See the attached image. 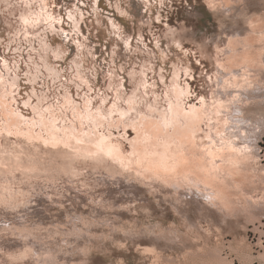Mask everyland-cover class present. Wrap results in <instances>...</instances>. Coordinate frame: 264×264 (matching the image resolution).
Returning a JSON list of instances; mask_svg holds the SVG:
<instances>
[{
    "label": "rangeland",
    "instance_id": "obj_1",
    "mask_svg": "<svg viewBox=\"0 0 264 264\" xmlns=\"http://www.w3.org/2000/svg\"><path fill=\"white\" fill-rule=\"evenodd\" d=\"M118 2L121 6L120 10L116 7ZM11 3V6L15 3L17 5L21 3L22 7L25 5L23 0H12ZM75 3L83 10L81 32L80 35L74 31L67 33L69 36H76L79 41H85L92 49V55L83 53L87 54L85 58L82 56L84 64L90 56L99 59L95 67L98 72L96 80L93 72L91 73L96 89L98 87L102 88L101 90L105 89L104 78L106 83L109 80L107 72L110 66L118 70L123 65L125 72L129 69V65L140 70L142 61L151 55L150 63L154 64L155 72L147 70V84L151 86V83L157 82L156 90L161 93L163 85L158 81L157 72L160 68H157V64L163 68L166 79H169L172 63L176 62L172 57L183 51L184 60L192 66V72L197 75V84L201 86L198 91L193 90V86L188 87L191 96L186 100V104L199 100H193L192 96L200 97L205 94L209 100L212 98L210 75L214 72L211 57L215 54V42L228 33H239L240 38L244 36L242 38L244 40L250 33L257 35L258 31L256 33L253 30L255 28L259 30L260 26L264 25V0H192V6L196 9L195 25L189 22L192 6L188 5V0H148L147 2L98 0L95 9L92 5L93 0H48L49 8L55 12L59 11L64 19L61 26L55 24L56 30H60L59 33L56 31L46 33L50 43L55 39L57 46L60 45V41L65 39L60 34L61 28L63 30L73 28L70 26L71 20L66 12L70 10L71 4ZM16 14L12 15L4 3L0 6V54L2 56L5 54L8 58L18 55L27 57L28 52L32 51L31 55L36 56L26 41L20 50H13L15 43L12 45L13 48L5 49L4 44L13 35L8 30L11 23L18 24L16 19L19 15ZM111 18L121 26V30L116 29L120 34L133 36L128 48L123 44L119 34L111 30ZM37 29L35 28L33 34L28 37H34V33L38 32ZM171 31H174L176 39L180 40L183 47L178 48L175 41H172ZM140 33L142 39L137 38ZM24 34L22 31L21 37H24ZM252 35L246 39L249 40ZM34 42L36 43L34 48H38L37 41L33 40ZM67 42L65 40V43ZM157 43L161 44V47L157 48ZM256 44L263 55L264 40L256 41ZM113 49L116 52H113ZM203 50L207 53L206 56L202 55ZM69 51L71 52V49ZM188 53L192 54V60H199L200 64L193 66L188 60ZM112 55L115 57V62L111 61ZM262 60L264 65V59ZM18 65L19 69L23 67L20 62ZM262 67L258 70L260 75L255 72L260 78L254 74L258 79L255 78L253 83L245 86L244 92L250 96L249 103L236 105L234 108L236 112L233 109L232 120H236L231 121V125L241 130L239 131L241 138L247 134L250 125L259 128L261 113L264 112V66ZM18 71L19 98L15 96L16 100L11 105L12 108L16 107L15 112L18 109L25 117H29V107L25 108L22 101L27 96L31 84L29 81L27 84L21 83L24 75L22 70ZM118 74L124 79L127 91L132 84L128 82L123 72ZM42 81L44 82L39 79L35 84L38 92L41 91ZM10 97L8 96L9 103H11ZM32 102H35V98ZM236 124L238 127L235 126ZM114 134L117 135V130H114ZM127 134V138H130L135 135V131L129 127ZM117 136L120 139L124 138L121 134ZM17 140L14 138L12 142ZM6 142V137L0 138L3 148ZM248 143L251 146L249 149L254 148L256 153L261 152L258 141L249 140ZM124 144L130 147L125 140ZM59 152V155H71L70 152ZM249 158L251 157H247L245 162ZM251 159L260 160L261 157L257 155ZM5 161H8L7 165ZM183 161L188 162L189 165V157L183 158ZM3 162L5 164V166H2L3 163L1 165L4 168L1 169L3 173L0 170V203L8 201L18 211L23 209L22 214L13 217V223L9 224L7 230L0 223V235H8L16 245L8 249V256H16L24 251L28 246L25 237L31 239L33 236H38L46 241L48 237L64 238L65 221L72 216L80 218L79 221L73 219L72 231L78 232V236L75 238L68 236L67 244L85 250L82 257L83 264H264V170L259 167H251L245 163V173L249 175L243 173L244 170L242 173L234 172L233 177L229 176L228 169H223L217 182L222 181L224 185L226 183V191L230 190L229 196L222 198L213 189L207 190L205 195L189 188L187 184L176 186L158 178L137 176L133 169L121 167L109 160L97 163L84 162L87 164V170L79 167L75 174L69 172L60 163L56 161L52 163L49 159L35 169L18 171L14 169L10 160ZM23 174L27 175L23 176ZM227 174L229 175L226 176ZM61 179L81 189V195H84L83 190L87 189L91 208L79 211L73 208L71 213L65 210L62 218L61 210H64V206L56 207L54 203H47L51 195L50 183L55 187V182ZM2 184H5L4 187ZM93 191L98 194L93 196L91 194ZM208 195L214 197L215 201L220 199L217 201V206L213 207L209 203ZM121 196H123L122 203L115 204L113 200H120ZM106 197L107 204H105ZM75 198L79 202V197ZM220 203L223 207H220L222 205ZM4 222H7V218H4ZM60 247H66L63 239L59 247H51L50 251L53 255H57ZM4 261L5 256L0 255V264H4Z\"/></svg>",
    "mask_w": 264,
    "mask_h": 264
},
{
    "label": "bare ground",
    "instance_id": "obj_2",
    "mask_svg": "<svg viewBox=\"0 0 264 264\" xmlns=\"http://www.w3.org/2000/svg\"><path fill=\"white\" fill-rule=\"evenodd\" d=\"M23 1L25 3L24 7L20 6L21 3L19 5L15 3L11 6L12 0H0V6L4 3L12 15L16 13L19 15V18L16 19L18 24L14 25L11 23L8 30L9 32H12L13 35L8 38L9 40L4 45L5 49H10L13 48L12 45L15 43L16 46L13 50L17 51L20 50L24 41H26L36 55H31V61H26L28 64L27 71L30 73L27 80L31 84V88L27 92L26 98L29 104V110L31 111L34 108L36 111L29 117H25L18 109L17 112H15L16 107L12 108L11 104H13V101L16 100L13 92L15 91L17 93L20 85L18 71L19 60L17 59L16 65L9 63L8 68L11 69V72L5 69L3 63H0V74H2L0 75V133L6 134L8 131L21 132L24 136H27V142L31 143L33 147L31 150L25 149L24 144L21 143L23 136L17 138V141L12 142L11 146H9L8 142H6L5 148H3L0 144V170H3L4 168L2 166H5V164L7 165L8 163V161H5L4 164V160H10L14 169L18 171L35 169L45 160L49 159L52 163L55 161L60 163L62 166L66 167L69 172L75 174L79 170L77 165L84 163V161L77 158V153L70 152L71 155L63 156L59 155L60 152L54 149L45 150L41 146L42 140L50 138L51 129L53 127V119H58L61 121V124H63V117L60 114L61 106L54 105L51 102L49 104H45L44 106L42 101H44L47 97L43 92H38L37 88H35V84L39 82V79L44 80L42 83L48 84V80L45 78L48 75L46 66L51 64L49 57L50 52L54 51V49L48 41L46 33L53 31L59 33L60 30H56L55 28L56 21L59 22L57 26H61V21L63 22L64 19L59 11L55 12V10H51V8H49L48 0ZM143 1L147 2L148 0ZM97 4L98 0H93L92 5L94 9L97 7ZM116 7L119 10L121 9L119 2ZM66 14L68 17L71 16L70 26H73V28H71V30H63V28H61V32L74 31L79 34V32H81L83 10L75 3L71 4L70 10H68ZM26 21L27 23H25ZM8 23H10V21ZM110 24L111 30L114 31V33L119 34L123 44H125L126 48H128L130 40L133 36L130 34H126L125 36L120 34V31L116 29L121 30V26H118L113 18H111ZM39 26H43V28L40 29ZM35 28H38V32L34 33V37H28L30 34H33ZM250 29L252 30V28ZM22 31L25 33L24 37H21ZM257 31V35L253 33L252 35L250 33L252 36L249 40H247V37L250 35L246 36L243 40L242 38L244 36L240 38L241 35L239 36V33H228L224 38H220L215 42V54L211 57L214 65V72L210 75V81L212 82V98L210 100L207 95L202 94L200 97L203 98V102L199 99L197 102L186 104V100L191 96V94H188L191 93L188 88L185 89V95L179 96L178 90L181 88V71L180 65L177 62L172 63L169 79H166V74L164 72L163 76L160 75V69L159 72H157L159 80L164 81L162 84V92L166 94L164 98H161L162 92L158 93L156 90L155 86L157 85V82H153L150 84L151 86H149L147 84V76L144 78L143 83L147 85L145 91L150 90L149 95L158 98L152 105L154 111L151 113L148 112L147 108L140 111L141 105L137 103V113L134 114L132 118H129L127 115L128 106H121L124 99V92L126 91L125 86L122 85L123 91L118 94L112 93L117 97V104L113 109V112L119 115L115 116V114H113L107 121L104 122L105 126L109 127L112 136V139L107 143L110 146H114L119 149V152L114 158L105 156L98 160H90L87 162L97 163L109 160L121 167L135 169L136 172H142V175L145 177L158 178L166 183L176 186L187 184L189 185V188L196 189L204 194L207 190L213 189L215 190V193L220 195L222 198L229 196L230 189L228 192L226 191V183L224 182V185L222 181L217 182V179L220 177L221 171L225 168L228 169L230 174H227L226 176H232L234 172L242 173L246 169L245 159H247L249 155L244 151V148H251V146L248 142H246L244 146L241 145V135L236 136L234 134V127H232L231 121L234 120H232V115L235 111L234 108L236 105H246L249 103L250 96L244 92L245 86L253 83V80L257 78L256 76L259 77L260 74L258 73V70H261V68H263L262 66H264L262 60L264 59V54L262 55L260 47L256 44V41L264 40V25H261L259 30H256V28L253 30V32L256 33ZM171 33L172 34L170 35L172 41H175L176 45L183 47L180 40L176 39L174 31H171ZM137 38L142 39V34L140 33ZM33 40L37 41L36 47L38 48H34L36 43H33ZM171 43L173 44V42ZM45 45H47V47H45ZM91 50L92 49L85 43V41H80V48L74 56L80 57L81 62L83 63L82 56L85 58V56L87 57V54L92 55L93 52ZM31 52H28L27 56L31 54ZM84 52H87V54H83ZM114 52H116V50ZM41 54H43V60H41ZM202 55L206 56L207 53L203 50ZM2 57L4 59H8V56L5 57V54H3ZM111 58V61L115 62L114 55H112ZM150 61L151 55L142 61L140 64V70L136 69L135 66L130 68L133 76L136 77L132 83L139 85L140 74L147 73V70H153L155 68L154 64L151 65ZM41 65H44V67ZM122 66L123 65H121L120 68ZM184 70L189 73H192L193 71L192 66L189 63L184 65ZM127 71H129V69H127ZM255 72L259 75H256L257 73L255 74ZM97 74L98 72L95 68L93 71L95 80ZM107 74L109 80L105 83L104 78L103 84H105V86H103V88L105 89L101 90L102 88L99 87L97 89L98 93L101 94L104 99L109 98L108 89L116 86V77L118 75L117 70L111 68V66L108 69ZM9 76H11L12 79H9ZM173 76L176 77L175 84H173ZM253 76L255 77L253 78ZM33 81H35V83H32ZM14 83L16 85L15 89L13 88ZM90 83L93 82L90 81ZM29 92L32 94L29 95ZM129 95H131V93H129ZM8 96H11V103L8 102ZM178 96L179 99H177ZM33 98H35V102H32ZM97 98H100V96H97ZM107 107L112 109V105H107ZM239 108L240 107H238V109ZM45 109H49L50 111L46 112ZM77 113H80L79 109H77ZM93 119H95V117H93ZM165 122H167L169 127L165 126ZM41 124L44 125L43 132L39 127ZM233 124H235V122H233ZM235 126L238 127L237 124ZM129 127L135 131V135L127 138ZM205 127L210 129L209 132L205 133V137L207 135L220 133L222 136L214 138L222 139L223 144L209 146L205 137L200 135L202 128ZM112 129H117V135L121 134L122 137L124 136V138H122L123 140L120 139L119 136L115 135L114 130ZM234 129L236 130L237 128ZM119 130H122V132H119ZM51 134L54 135V133ZM4 137L7 138L6 135ZM56 139L59 140V136H56ZM124 140L129 143V148L125 146ZM233 149H237V151H233ZM86 150L94 151L95 148L93 144L85 143L81 147L79 155H83ZM207 151L213 152L214 157L209 158ZM186 157H189V165L188 162L186 163L183 161V158ZM162 160L167 162V171H156L155 169L157 168L158 163ZM2 163L4 165H2ZM245 172L246 170L243 173ZM24 175L27 174H23V176ZM237 179L236 181H238ZM9 180L7 182H9ZM230 182L232 183L233 181ZM8 185L11 186V184ZM11 187H8V189ZM215 198H217V196ZM223 203L226 204L224 201ZM225 204L224 206L227 207L226 205L228 204Z\"/></svg>",
    "mask_w": 264,
    "mask_h": 264
},
{
    "label": "snow or ice",
    "instance_id": "obj_3",
    "mask_svg": "<svg viewBox=\"0 0 264 264\" xmlns=\"http://www.w3.org/2000/svg\"><path fill=\"white\" fill-rule=\"evenodd\" d=\"M188 5L192 6V0H188ZM189 16L191 17L189 22L195 25L196 9L194 6L191 8ZM69 19H71V16H69ZM25 23H27V21ZM60 34L65 39L60 41V45L58 47L55 39L51 41L54 51L50 52L49 59L51 60V64L46 66L48 75L45 78L48 80V84L41 82L40 90L47 97V99L42 101L43 104H48L51 102L54 105L61 106L60 114L63 117V124H61L60 120L53 119L51 133H54V135L50 133V138L42 140L41 146L45 150L54 149L58 152L62 151L64 153H77V158L84 162L98 160L105 156L114 158L119 152V149L115 148L114 146H110L107 143L112 139V136L109 127H106L104 122L107 121L111 115L115 114L113 109L117 104V97L112 93L118 94L119 92L123 91L122 85H124L125 81L118 74L116 77V86L114 88L108 89L110 93L109 98L104 99L95 88V83H90V81L94 80L91 73L95 70L96 65L99 63V59L97 57L90 56L86 64L82 63L80 57L73 55L80 48V41L76 38V36H69L67 32H61ZM84 39L87 40L86 37H84ZM65 40L68 42L65 43ZM45 47H47V45H45ZM156 47H161V44L157 43ZM177 47L179 48L180 45H177ZM69 49H71V52ZM114 51L115 50L113 49V52ZM150 54L154 53L150 52ZM184 55V52L181 51L172 57V59L180 65V71L182 75V79L180 81L181 88L178 90L179 96L185 95V89H187L189 86H193V90L195 91H198L201 87L197 84L196 73H189L184 70V65L188 62L184 60ZM187 55L188 60L191 61L193 66L200 64L199 60L191 59V53H188ZM17 59L19 60L20 65L23 66L19 69L23 71L24 75V80H22L21 83L27 84V77L30 75V73L27 71L28 64L26 61L32 60L31 54H29L27 57L24 55H18L17 57H9L8 59H4L2 56H0V63H3L5 69L11 72V69L8 68V65L9 63L16 65ZM43 59V54H41V60ZM41 66L44 67V65ZM128 68L129 71L127 72H125L124 66H122L117 71L118 73L123 72L124 76L128 78V82L132 83L136 77H134L130 71V65ZM157 68H160V75L163 76L164 73L162 67L157 64ZM153 72H155V69H153ZM146 75L147 73H141L139 76V85L132 83V87L127 88V91L124 92V99L121 106H128L127 115L129 118H132V116L137 113V103L141 105L140 111H143L145 108H147L149 113L154 111L152 105L158 98L150 96V90L145 91L147 85L143 83V80ZM9 79H12V77L9 76ZM158 81L160 85L164 83V81L159 80V78ZM175 82L176 77L173 76V84H175ZM32 83H35V81ZM156 86L158 87V85ZM15 87L16 85L14 83L13 88L15 89ZM129 93H131V95H129ZM31 94L32 93L29 92V95ZM188 94L190 95L191 93ZM13 95L19 98L15 91L13 92ZM97 96H100V98H97ZM165 96L166 94L162 92L161 98H164ZM179 96L177 99H179ZM192 99H200L201 102H203L202 97L192 96ZM107 105H112V109L108 108ZM23 106L25 108L29 107L26 97L23 100ZM77 109L80 110L79 114L77 113ZM35 111L36 110L33 108L29 115L34 114ZM45 111L47 112L50 110L45 109ZM93 117H95V119H93ZM165 126L169 127L167 122H165ZM39 127L43 132L44 125L41 124ZM209 131L210 129L206 127L202 128L200 135L205 137V133ZM234 134L236 136L241 135L238 129L234 131ZM5 135L7 136V142L9 146L12 145L14 138H20L23 136L21 143L24 144L25 149L31 150L33 147L31 143L27 142V136H24V134L21 132L8 131L6 134L0 133V138ZM56 136H59L60 139L57 140ZM220 136H222V134L215 133L212 135H207L205 139L209 146H214L216 144L222 145V139L214 138ZM249 140L258 141V146L261 148V152L256 153L254 148L249 149L247 147L244 148V151L250 157L259 155L261 159H250L246 163L251 167H259L260 169L264 170V112L261 113L259 128L257 129L250 125L249 131L241 138L240 143L241 145H245ZM85 143L93 144L95 150H86L83 155H79L80 149ZM233 151H237V149H233ZM207 155L209 158L214 157V153L211 151H207ZM77 166L87 170L86 163H82ZM167 169V162L162 160L158 163L155 170L167 171ZM132 171H135V169ZM90 174L91 172L89 171V175ZM136 175L140 176L142 175V172H136ZM49 191L51 192V195L47 203H54L56 207L63 205L64 210H61L62 218L64 217L65 210L68 213H71L73 208H75L77 211L91 208V204L87 198V189H84V195H81V189L75 188L69 182L63 179L57 180L55 182V187H53L50 183ZM91 194L96 196L98 193L93 191ZM75 197H79V202ZM207 199L209 203L213 205V207L217 206V201H215L213 197L209 196ZM122 201L123 196H121L120 200H113L115 204H120ZM107 202L108 198L106 197L105 204H107ZM221 207H223V205H221ZM22 212L23 209L18 211L8 201L0 203V223H2L3 227L7 230L9 228V224L13 223V217L22 214ZM4 218H7V222H4ZM73 219L79 221L80 218H73L72 216L67 218L65 221L66 231L64 238L48 237L46 241L45 239L39 238L38 236H33L31 239L25 237L24 239L26 240L28 246L24 248L23 252L18 253L16 256L7 255L8 249L14 248L16 245L9 239L8 235H0V255L5 256L4 264H83L82 257L85 254V250L67 244L68 236L73 238L78 236V232L72 231ZM249 226L251 227V225ZM62 239L66 247H60L57 255H53L50 251V248L59 247ZM21 247H24V245H21Z\"/></svg>",
    "mask_w": 264,
    "mask_h": 264
}]
</instances>
